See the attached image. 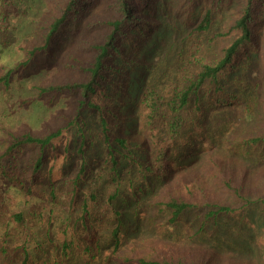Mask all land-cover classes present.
Segmentation results:
<instances>
[{
    "label": "rangeland",
    "instance_id": "1",
    "mask_svg": "<svg viewBox=\"0 0 264 264\" xmlns=\"http://www.w3.org/2000/svg\"><path fill=\"white\" fill-rule=\"evenodd\" d=\"M165 3L155 14L160 27L142 42L124 40L121 54L112 61L115 69L108 72L96 94L82 103L77 91L41 94L39 88L84 79L81 71L68 64L85 65L92 59L93 53L83 50L80 41H103L107 30H90L85 23L110 16L107 1L89 6L83 20L70 21L46 51L30 58V50L43 43L42 36L59 7L56 0H14L6 26H0V77L9 74V86L0 83V152L6 130L44 136L61 129V134L42 151L38 147L24 150L26 160L40 155L44 161L42 178L32 193L9 183L0 171V264H117L111 238L115 214L123 220L117 254L132 256L136 248L156 256L162 247L174 257L187 256L206 264H264V208L258 203L241 206L220 190L209 161V156L220 159L252 198L264 196V162L234 155L228 147L233 137L263 128L264 114L243 122L237 110L216 108L201 118L206 133L186 135L173 144L170 155L179 166L169 176L156 178L146 172L154 148L144 126L143 93L154 83L169 88L189 53L188 31L175 17L179 0ZM260 30L263 39L264 24ZM223 45L212 44L211 53L218 56ZM89 101L100 110L91 108ZM161 135L156 132L157 137ZM116 138L128 140L134 161ZM188 152L191 157L182 158ZM112 156L118 182L112 179L111 162H106ZM82 166L85 172L74 193L67 179ZM195 180L212 191L213 200L239 207L237 214L205 221L203 208L170 225L168 214L154 209L152 202L168 187L186 193L190 186L197 191ZM91 184L104 217L88 219L87 229L80 218L85 203L90 211L96 204L91 203ZM115 193L116 201L108 205L109 195ZM87 232L94 234L92 241Z\"/></svg>",
    "mask_w": 264,
    "mask_h": 264
},
{
    "label": "trees",
    "instance_id": "2",
    "mask_svg": "<svg viewBox=\"0 0 264 264\" xmlns=\"http://www.w3.org/2000/svg\"><path fill=\"white\" fill-rule=\"evenodd\" d=\"M103 0H56L59 13L53 16L42 39L43 43L30 50V58L38 51L47 50L61 29L70 21L83 20L86 9L101 4ZM112 14L107 18L97 17L85 23L86 28L106 29L103 41L81 40L83 50L93 53L89 63L68 64L69 68L81 71L84 79L62 84L40 86L43 93L79 92L85 102L96 94L109 71L115 69L112 61L121 54L124 40L135 42L147 40L149 35L160 27L155 14L163 10L165 0H105ZM14 0H0V26L5 27ZM175 17L188 32L189 53L185 63L179 65V74L170 82L169 88L159 84H150L144 91L141 105L144 126L152 140L154 153L151 164L146 166L147 174L163 178L169 176L172 169L179 166L170 152L173 144L186 135L206 133L201 118L219 107L237 110L240 120L249 122L258 113L264 114V38L260 28L264 21V0H179ZM224 42L218 56L211 53L214 43ZM26 65V64H25ZM9 86V74L0 77V83ZM91 108L99 106L91 101ZM106 129L107 122L102 118ZM159 132L161 137L156 136ZM61 129L51 131L44 136L30 132L6 130L4 147L0 152V171L2 176L23 192L32 193L33 185L42 178L44 165L42 156L31 161L23 157L27 147H38L41 151L60 136ZM118 144L128 151V158L135 160L126 138H116ZM232 154L250 158L254 162H264V127L257 133L239 134L229 141ZM188 154L182 158L191 157ZM193 158V157H192ZM112 164V179L119 181L116 172L117 162L112 156L106 162ZM214 169L211 172L218 188L228 194L236 203L247 207L258 203L264 208V196L252 198L245 186L231 173L226 172L220 159L209 156ZM85 167L67 179L72 192L82 182ZM197 191L187 186L186 193L166 188L152 202L154 209L168 214V222L173 225L183 221L189 213L206 208L204 220L216 221L219 216H233L239 207L212 199V191L198 180ZM91 189L92 211L85 203L80 220L88 229V219L101 220L104 212L99 209L94 184ZM213 194V193H212ZM116 193L108 197L107 204L116 201ZM94 213V214H93ZM115 226L111 230L114 243L115 262L117 264H206L203 260L187 256L174 257L162 247L156 256H147L132 248V256L117 254L121 244V214H115ZM88 233L92 241L94 234ZM264 242V234L261 235ZM90 248V247H89ZM26 263V261H25Z\"/></svg>",
    "mask_w": 264,
    "mask_h": 264
}]
</instances>
